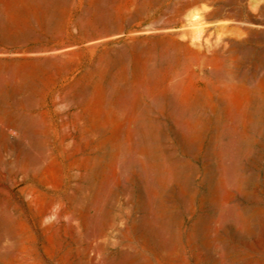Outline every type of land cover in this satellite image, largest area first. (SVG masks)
Returning <instances> with one entry per match:
<instances>
[{"label":"rangeland","instance_id":"374dc122","mask_svg":"<svg viewBox=\"0 0 264 264\" xmlns=\"http://www.w3.org/2000/svg\"><path fill=\"white\" fill-rule=\"evenodd\" d=\"M0 264H264V0H0Z\"/></svg>","mask_w":264,"mask_h":264}]
</instances>
